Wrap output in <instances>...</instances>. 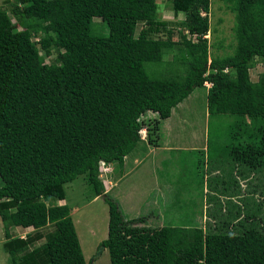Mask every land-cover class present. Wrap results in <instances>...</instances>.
Segmentation results:
<instances>
[{
	"label": "trees",
	"instance_id": "trees-1",
	"mask_svg": "<svg viewBox=\"0 0 264 264\" xmlns=\"http://www.w3.org/2000/svg\"><path fill=\"white\" fill-rule=\"evenodd\" d=\"M15 1L10 10L21 29L10 28L0 6V219L8 264H91L70 206L54 203L82 174L108 205L107 237L99 246L108 249L110 264H264V211L261 229L256 223L264 198V72L256 81L249 74L257 57L264 61V0H221L234 14L235 46L210 61L211 0H170L175 13H184L176 41L153 37L166 25L156 0ZM94 17L107 31L95 30ZM52 47L62 52L45 63L40 51ZM175 47L181 56L166 62ZM165 64L167 75L148 73ZM171 65H182L183 73ZM205 82L209 115L236 117L226 155L247 181L243 219L235 225L232 215L219 214L207 230L191 221L140 226L142 218H126L105 192L99 163H123L141 141L148 111L157 114L154 126L146 125L155 142L160 121ZM208 150L210 163L218 159ZM216 180L209 188L233 195L223 177ZM14 226L32 230L13 236Z\"/></svg>",
	"mask_w": 264,
	"mask_h": 264
},
{
	"label": "rangeland",
	"instance_id": "rangeland-1",
	"mask_svg": "<svg viewBox=\"0 0 264 264\" xmlns=\"http://www.w3.org/2000/svg\"><path fill=\"white\" fill-rule=\"evenodd\" d=\"M158 3V20L166 21L164 29L153 34L155 38H166L171 35L173 40H180L181 38V22L184 19L183 12H174L170 0H156ZM16 3L15 0H0V6L6 9L10 16L11 29H21L17 18L12 14V5ZM204 14V13H202ZM210 22V32L205 35L207 38V44L209 46V57L223 56L233 51L235 46V38L233 34V26L235 22L234 14L225 6L221 0H211L210 9L207 13ZM94 28L97 32L107 31L100 18L94 17ZM141 28V23H138L135 35L138 34ZM183 32L187 35L188 39L196 40L194 36H190L187 31ZM33 40H38V36L34 35ZM62 50L52 47L49 53L40 51L42 59L45 63H54L57 61L58 54ZM174 55L178 57L181 56L178 47L170 53L164 54L163 58L166 62L172 61ZM153 65L147 63L145 66L149 69V66ZM155 67V66H154ZM153 67V68H154ZM154 72H149L157 77L159 70H161V76L168 74L169 65L156 66ZM172 68L178 69L182 72V65H171ZM264 72V61L260 58H256L254 65L249 69L250 78L256 81L259 75ZM183 73V72H182ZM209 84L205 82L204 87H196L186 99L181 102L183 103L182 109H178L176 113L173 114L171 119L172 128L174 124L180 126L183 123L185 130L182 136V147L190 146L193 144L197 138L202 136V129L206 126V137L209 138L208 147H210L211 157H218L214 159V163L219 164V161H223V172L221 174L230 173L229 168V155H226L227 145H231V142L235 140L230 136V133L236 132L233 127L236 117L230 114H213L209 115L206 103V91ZM176 109V107H175ZM180 110V111H179ZM157 117L156 113L151 111L146 112L141 118L144 122L143 126L150 124L152 127L155 124V119ZM161 122V121H160ZM169 125L166 124V127ZM179 130V127L177 128ZM174 130V129H173ZM193 132V133H192ZM189 133H192L189 136ZM232 139V141H230ZM206 152H184L178 151L173 152L171 157H166V162L163 165L165 170L164 179L168 183L166 187L163 183L162 187L155 189L151 192L150 202H142L143 192H145V184L149 185L152 183H158L154 173L146 174L145 177L139 178L137 171H129L128 175L121 176L119 170L124 168L123 165H117L114 163L112 166L107 165L108 171H103L99 168V177L104 184V189L107 194L113 197L120 206L121 210L125 213V217L131 218H142L143 222L138 223L142 226L150 227H160L162 225H182L191 221L193 225L201 226L204 230H207L210 226L216 224L217 215L225 214L231 216V224H238L242 221L244 216V204L241 199L247 193L245 189L247 188V181L241 182L238 189L240 194L234 192L230 184L227 193H236L235 202H233V195H223L219 194L223 191L211 190L208 194L202 192V164L199 163L201 157L205 158ZM213 164V163H212ZM214 165V164H213ZM131 165L128 162L126 170H129ZM113 172L117 173L115 179L112 180ZM210 170V171H209ZM213 170L208 168V173L212 174ZM220 173V170H218ZM108 173V174H107ZM232 173V172H231ZM153 175L155 176L153 178ZM160 175V174H158ZM217 175L213 174L210 177V183L217 182ZM126 178L131 180V186L134 189L128 188L127 190H122ZM154 179V180H153ZM236 180V178H235ZM118 185H120L118 187ZM225 187V186H224ZM222 188V185H219ZM135 190V191H134ZM140 191V192H139ZM65 194L66 197L63 200H55L54 203L63 204L66 203L70 206L71 217L73 219L76 232L80 241V245L84 254L86 261H90L91 264H110L109 254L107 248H101L99 243L107 237V226H108V205L104 201L102 195H96L92 184L88 179L87 174L79 175L76 179L65 184ZM138 193V196H137ZM214 193H218V200L204 204V199L206 196H213ZM155 197V198H154ZM136 198H140L139 202H133ZM254 200H260L258 194L253 195ZM263 198V197H262ZM134 199V200H133ZM201 199V201H200ZM220 201V202H219ZM129 207L128 214L124 211L122 205ZM134 205H133V204ZM214 203V204H213ZM233 203V204H232ZM229 204H232L229 208ZM213 205V206H212ZM221 207V208H220ZM221 210H220V209ZM219 209V210H217ZM217 210V211H216ZM239 211V214H237ZM264 211V198L262 199V209L257 212L256 223L258 229H261L262 218ZM214 214V215H213ZM189 223V222H188ZM31 229H11L10 233L13 236L26 235L27 231ZM48 227L44 228L43 231L46 232ZM3 225L0 219V238L3 236ZM42 241H37L35 245L41 244ZM0 264H8V254L3 250L2 243H0Z\"/></svg>",
	"mask_w": 264,
	"mask_h": 264
},
{
	"label": "crops",
	"instance_id": "crops-1",
	"mask_svg": "<svg viewBox=\"0 0 264 264\" xmlns=\"http://www.w3.org/2000/svg\"><path fill=\"white\" fill-rule=\"evenodd\" d=\"M183 103L180 102L179 104H177L175 106L176 109H175V107L172 109L170 116L167 117L166 119L161 120L160 127L158 129L155 142H151V141H149L148 137H145L144 139H142L141 141L138 142L137 146L132 150V152H130L128 155L124 156L123 163L121 164L124 166V168H121L119 170L120 174L118 175L117 178H119L121 176L124 177V176L128 175L129 171H131V170H134L135 173L137 171H139V173L137 175L141 179H142V177H145V175L149 174L150 172L154 173V175H156V177L153 175V178L155 177L157 180H160V182H158V183L155 182V183H152L149 185L145 184L144 186H145L146 190H145V192H143V197H142V202H145V203H146V201L150 202V200L152 198V196L150 194L151 192H153L155 189L161 188L163 183H165L166 187H168V183L163 177L165 174V170L163 168V165L166 162L165 161L166 157H171L173 155V152L176 153L178 151H184V152L197 151L199 153L201 152V155H203V151H205L206 152L205 158L202 159V157H201V159L199 161V163L202 164V180L200 182L202 185V188H203L202 192H205L206 194H208L210 192V191H208L209 178L213 174H215V175H217L216 177H220V178L223 177L224 178V181H222L221 184L224 183V185H227V186L230 184V186H232V189H234V192H236L237 194H240L241 192L238 193L239 192L238 187H239L241 182L245 183V180H242L240 178L237 169H233L231 171L232 173H231L230 179H229V176H228L229 173H227L225 175L221 174V172H223V169L221 168L222 166L220 164L214 163V161H212L211 163L209 162L210 161L209 150H208L209 138L206 137L207 136L205 133L206 132V126L204 127V129H202L203 130L202 136L197 138V140L193 144H190V146L182 147V144L184 143V142H182V136H183V131L185 130L183 123H180V126L175 125L176 124L175 123L173 125L174 128H172V124H170V123L172 121L171 119L173 118L172 117L173 114L176 113L178 109H180V110L182 109L181 105ZM166 124L169 126L166 127ZM178 127H179V130L177 129ZM144 129L146 130V128H144ZM192 133H189V136ZM145 134L147 135V130L145 131ZM154 136L155 135H152V139L154 138ZM168 153H170L171 156L168 155ZM211 160H212V158H211ZM128 162L131 165V167L129 168V170H126V167L128 166ZM107 164L108 165L110 164V166H112L114 163H107ZM117 165H119V164H117ZM208 168L213 170L212 174L208 173ZM218 170H220V173L218 172ZM113 171L114 170H112V173H113L112 180H114L115 176L117 175V173H115ZM158 174H160V175H158ZM235 178H236V182H233V180H235ZM121 184L124 185L122 187V190H127L128 188L134 189L131 186V180L129 181V178H126L125 182H123ZM218 184H220V183H218ZM119 186L120 185H118V187ZM236 193H233L234 194L233 202H235V199L237 198ZM137 196H138V193H137ZM139 201H140V198H136L133 202H139ZM200 201H201V199H200ZM209 202H211V200H209V197L206 196L203 203L206 204ZM232 204H229L228 207L230 208ZM121 205H122V203H121ZM122 207H123V209L125 208L124 211H126L127 214H128V212H131V211H129V209H131L130 207H129V209L127 207H125L124 205H122ZM122 212H123V210H122ZM123 214L125 215L124 212H123ZM14 228L15 229H20V228L25 229V227H21V226L12 227V229H14ZM26 229H31V227H27ZM27 232H29V231H27ZM24 236L20 235V237H24ZM5 240L6 239H5L4 231H3V236L0 238V243H2V248L4 251H5V249H4ZM7 256L9 258V255H7Z\"/></svg>",
	"mask_w": 264,
	"mask_h": 264
},
{
	"label": "clouds",
	"instance_id": "clouds-1",
	"mask_svg": "<svg viewBox=\"0 0 264 264\" xmlns=\"http://www.w3.org/2000/svg\"><path fill=\"white\" fill-rule=\"evenodd\" d=\"M144 128H146V126H143L140 130H139V135H140V139L142 140V139H144L145 137H146V134H145V129ZM142 130V133L140 132ZM101 162H104V161H100V163ZM100 163H99V168H100ZM105 163V162H104ZM106 165H105V167L108 165L107 163H105ZM105 171H108L107 169L105 170Z\"/></svg>",
	"mask_w": 264,
	"mask_h": 264
},
{
	"label": "built area",
	"instance_id": "built-area-1",
	"mask_svg": "<svg viewBox=\"0 0 264 264\" xmlns=\"http://www.w3.org/2000/svg\"><path fill=\"white\" fill-rule=\"evenodd\" d=\"M207 84H209V86H211V83L210 82H206ZM142 133V130L140 131ZM105 163L104 162H101L100 163V169L105 171L107 168H105Z\"/></svg>",
	"mask_w": 264,
	"mask_h": 264
}]
</instances>
